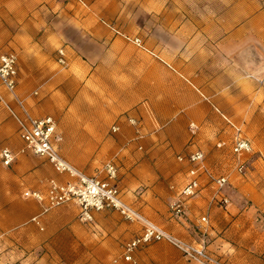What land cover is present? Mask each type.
Masks as SVG:
<instances>
[{
  "label": "crops",
  "instance_id": "crops-1",
  "mask_svg": "<svg viewBox=\"0 0 264 264\" xmlns=\"http://www.w3.org/2000/svg\"><path fill=\"white\" fill-rule=\"evenodd\" d=\"M252 4V0L54 2L52 9L60 8L64 16L67 63L56 60L60 67L55 68L49 56L22 55L18 93L34 115L59 120L62 148L71 163L96 174L105 163L116 161L123 198L157 224L178 229L169 205L188 177L178 154L202 149L208 167L225 170L233 133L227 119L264 154V5L261 1L258 10L248 14ZM172 7L174 16L166 13ZM125 34L142 37L146 49ZM0 91L14 104L1 84ZM129 117L142 121L143 138L135 139L136 127ZM114 125L119 127L116 132ZM18 130L0 101V152L8 147L17 155L9 167L0 158V209L15 202L23 190L44 188L49 178H62L47 160L23 152ZM209 182L205 178L202 193L190 201L189 218L197 224L199 214L208 215L209 246L222 253L226 243L240 241L242 234L264 223V163L256 161L247 179L231 172L224 188L230 199L226 209L218 206L217 188ZM35 203L31 206L39 213ZM72 206L59 207L43 221L67 212L69 232L90 235L99 233L94 227L98 221L117 212L98 213L94 225H83L78 208L69 209ZM15 217L16 222L24 214L20 211ZM12 227L0 223V264H34L19 244L2 242ZM158 261L148 258L138 264Z\"/></svg>",
  "mask_w": 264,
  "mask_h": 264
},
{
  "label": "built area",
  "instance_id": "built-area-1",
  "mask_svg": "<svg viewBox=\"0 0 264 264\" xmlns=\"http://www.w3.org/2000/svg\"><path fill=\"white\" fill-rule=\"evenodd\" d=\"M107 24L118 34H123L115 25ZM125 37L138 47L146 49L142 37L128 34H125ZM57 52V62L65 65L68 60L66 44L59 47ZM18 83L17 55L13 52H0V84L12 97L14 104L7 101L1 91L0 101L18 123L19 135L24 144L23 152L47 160L54 171L62 177H51L44 188H27L22 193L25 199L35 201L39 206L40 211L33 216L32 221L40 229H44L43 217L62 206L75 205L78 208V219L86 225H93L98 213L117 211L124 219L142 224L141 232L123 245L122 259L126 262H136L135 253L139 248L158 241H168L198 264H233L226 258L214 254L204 243H190L178 238L127 202L123 198L119 184L116 161L105 163L96 174H88L71 163L62 150L63 135L58 128L57 120L52 115L42 117L34 115L20 97ZM128 120L136 127L135 139L143 138L142 121L134 117H129ZM227 121L233 133L229 163L225 170L215 171L208 167L206 153L202 149L187 150L177 155V159L186 164L188 177L169 205L172 218L183 219L187 216L190 201L198 197L204 189L205 178L217 188L215 200L218 206L226 209L230 199L224 193V188L230 184L231 172H236L247 179L256 161L264 163V154L256 149L243 129L229 119ZM112 130L116 132L119 127L114 125ZM0 158L2 163L9 167L17 155L12 149L4 147L0 152ZM200 223L208 227L210 225L208 215H202Z\"/></svg>",
  "mask_w": 264,
  "mask_h": 264
},
{
  "label": "rangeland",
  "instance_id": "rangeland-1",
  "mask_svg": "<svg viewBox=\"0 0 264 264\" xmlns=\"http://www.w3.org/2000/svg\"><path fill=\"white\" fill-rule=\"evenodd\" d=\"M57 1L62 0H0V52H13L19 59L26 54L36 56L43 54L55 61L53 62L55 68L60 67L56 62L57 51L66 44V40L62 36L64 16L61 9L58 7L52 9L53 3ZM173 1L167 0L168 4ZM261 1L264 5V0H252L253 4L248 9V14H254ZM38 9L40 14H36ZM175 12L173 7L166 11L172 16ZM31 18L38 22H32ZM57 123L63 135L59 120ZM62 150L66 156V150L63 148ZM32 203L35 201L19 195L15 202H9L0 209V223L13 226L8 230L6 241L2 242L7 245L19 244L24 252L29 254L34 264H138L139 261L148 258L160 260L155 264H198L168 241H158L139 248L135 253L136 262H126L122 259L123 245L141 232L140 222L128 221L119 212L113 216L109 213L98 221L102 229L99 225L93 224L99 233L72 234L69 232V225H66L68 213L56 212L50 220L44 222L42 230L32 221L33 216L38 213L34 211ZM57 209L59 208L51 212ZM20 211L24 217L16 223L15 213ZM201 216L199 214V219ZM172 223L178 229L162 227L186 242L206 244L214 254L226 258L233 264H264V223L253 227L249 233L242 234L240 241L226 243L227 251L222 253L209 246L212 234L208 227L190 220L189 208L186 217L176 219ZM182 226L187 228L182 229Z\"/></svg>",
  "mask_w": 264,
  "mask_h": 264
}]
</instances>
